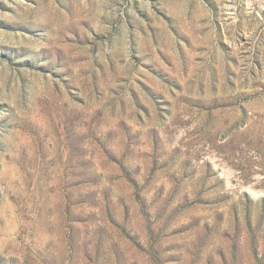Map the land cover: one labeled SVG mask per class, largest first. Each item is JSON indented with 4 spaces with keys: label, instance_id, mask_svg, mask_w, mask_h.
<instances>
[{
    "label": "rangeland",
    "instance_id": "1",
    "mask_svg": "<svg viewBox=\"0 0 264 264\" xmlns=\"http://www.w3.org/2000/svg\"><path fill=\"white\" fill-rule=\"evenodd\" d=\"M0 264H264V0H0Z\"/></svg>",
    "mask_w": 264,
    "mask_h": 264
}]
</instances>
